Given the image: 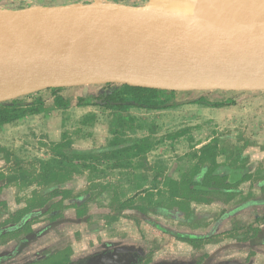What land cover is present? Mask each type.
<instances>
[{"label": "rangeland", "instance_id": "374dc122", "mask_svg": "<svg viewBox=\"0 0 264 264\" xmlns=\"http://www.w3.org/2000/svg\"><path fill=\"white\" fill-rule=\"evenodd\" d=\"M113 1L144 5L153 0ZM85 2L92 0H0V8L20 9L34 5ZM233 3L227 4L232 6ZM96 87L98 86L91 85L88 89ZM86 89L87 87L77 86L60 90L71 102L65 111L56 109L32 115L19 124L0 129L1 227H7L8 224L11 226L18 210L26 207L31 200L48 196L44 195L47 184L59 181L45 180L39 175H42L41 169L48 164L53 169L59 167V161L54 158L51 147L52 143L62 139L64 131L69 133L77 148H97L109 143L113 135L111 120L114 114L112 110L102 106H78L77 97ZM245 94L246 97L243 96ZM42 95L51 106L52 90H43ZM201 95H206L214 102L227 97L236 102L222 107L186 102L160 110L131 108L129 114L136 117L132 123L136 131L127 130L126 135L142 137L149 134L156 141V145L147 153V160H139L138 157L132 163L126 162L127 165L115 168L105 167V163L97 164L96 169L91 172L83 168L82 173H74L67 180L62 178L59 188L62 191L70 190V196L63 198L61 194L51 200L57 203L63 199L57 207L61 208L60 216L54 219L49 218V214H44L32 220L27 228L2 236L0 259L5 256L7 258L0 261V264H25L34 261L46 264L52 261L64 263L68 259L72 261L88 255L103 256L108 251L125 250L123 248L133 247L141 239L143 244L145 241L148 244L146 252L149 256H146L150 258V262L152 259L162 261L169 257L170 252L178 256L179 252H189L191 246L186 245L188 239L152 224L161 223L172 230L185 232L193 224H190L189 213L203 209V204L188 202L187 212L176 219L173 211L181 210V201L172 203L166 200L167 195H172L169 181L179 180L183 173L190 172L200 164L198 156L201 148L208 143L215 146L216 158L221 164L231 167L244 165L253 173L257 166L264 165V94L213 90L188 91L180 94V97L190 101ZM89 113H94L95 118L88 119ZM241 154L246 156L245 163L239 161ZM154 184L157 188H154ZM237 185L241 188V194L219 196L223 197L216 200L220 201L219 204H212L219 205V210L222 204H226V209H231L239 202L232 201L234 197H250L254 187L252 179ZM145 189H151L148 198ZM78 195L80 201H85L81 208H87L86 212L84 209L83 218L77 217L78 206L74 202L72 204L70 198ZM122 201L126 203L121 205ZM158 203L162 208L159 212L154 208ZM135 205L143 209L138 206L135 208ZM249 209L247 207L243 213H247ZM221 216L223 215L219 217ZM213 220L216 219L212 218L209 222ZM200 223H203L202 219ZM218 235L210 240L213 244L207 245L209 261L230 264L227 263V255L236 252H232L233 243L229 237H221V233ZM108 257L113 259L115 256Z\"/></svg>", "mask_w": 264, "mask_h": 264}, {"label": "water", "instance_id": "95a60500", "mask_svg": "<svg viewBox=\"0 0 264 264\" xmlns=\"http://www.w3.org/2000/svg\"><path fill=\"white\" fill-rule=\"evenodd\" d=\"M195 1V2H194ZM196 0L0 10V102L106 83L264 91V24L228 26Z\"/></svg>", "mask_w": 264, "mask_h": 264}, {"label": "trees", "instance_id": "16d2710c", "mask_svg": "<svg viewBox=\"0 0 264 264\" xmlns=\"http://www.w3.org/2000/svg\"><path fill=\"white\" fill-rule=\"evenodd\" d=\"M95 89H86L84 93L77 97L78 106L95 105L102 106L106 109L112 110L114 118L111 120V133L113 134L109 143L97 148L81 149L73 145L72 137L67 131H64L62 139L59 142L52 143L51 151L54 158L58 159L59 167L53 169L52 165L48 164L40 171L42 178L45 180H59L48 185L45 188L46 197L31 200L26 207L18 210L11 221L12 225L7 227L0 226V238L9 233H16L24 228H27L32 220L49 214V218L57 219L60 215L61 208H57L58 203L63 202L60 199L57 203L51 201L53 197L63 194V198L69 197L70 190H60V182L69 179L74 173H82L85 168L90 172L94 170L97 164L105 163V167L124 166L127 163H132L138 157L139 160H147V153L156 145V141L152 135L142 137H128L127 130H135L132 125L136 117L129 114L131 108H143L148 110H160L173 108L184 103H195L208 106H228L234 104L236 101L231 97L214 102L206 95H201L190 101L182 100L180 94L188 91L164 90L149 87L134 86L126 83H106L97 85ZM65 88V87H63ZM63 88H52L53 104L48 105L47 98L42 95V91L29 94L13 100L0 102V128L5 124L16 122L24 117L37 115L40 113H47L56 109L66 110L70 107V98L65 97L60 93ZM216 91V90H215ZM95 114H87L88 119H93ZM215 146L210 143L203 145L201 154L198 156V163L194 168L187 173H183L182 177L171 179L169 187L172 195L179 199L181 210L173 211L175 218H180L187 212L188 202L198 204H212L217 202L219 198L229 196L231 194H241V188L237 184L251 180L250 169L244 165L228 166L218 162L216 158ZM240 160L245 159L246 156L240 155ZM125 161V162H123ZM120 162V163H119ZM84 168V169H83ZM96 169V168H95ZM157 172L156 175H158ZM249 173V175H248ZM153 188V187H152ZM154 188L157 185L154 184ZM146 198L149 197L151 189H145ZM80 195L70 197L72 204L78 206L76 211L77 217H82L87 208H81L85 203L78 199ZM223 196V197H219ZM80 198V197H79ZM151 202V200H149ZM126 202L121 203L124 205ZM141 206L135 205V208ZM160 204H156L154 208L162 211ZM38 209L39 211H35ZM143 209V208H140ZM168 211V210H166ZM165 211V212H166ZM194 212L189 213V217H194ZM153 222V221H152ZM10 223V221H9ZM156 227H161L158 223L153 222ZM181 236V234H179ZM186 236L182 233V237ZM143 238V236H142ZM145 240V239H144ZM144 243V242H143ZM146 247L147 242L145 241ZM144 244V245H145ZM110 255H114L113 259H109ZM126 252L108 251L104 255L88 257L78 262L68 259L64 263L59 261H52L50 264H140L136 260L137 254L132 252V257L125 258ZM109 259H107V258ZM7 256L0 259L5 260ZM25 264H46L42 261H34Z\"/></svg>", "mask_w": 264, "mask_h": 264}, {"label": "crops", "instance_id": "0c3cea01", "mask_svg": "<svg viewBox=\"0 0 264 264\" xmlns=\"http://www.w3.org/2000/svg\"><path fill=\"white\" fill-rule=\"evenodd\" d=\"M239 92H257L264 94V91ZM243 96L246 97L247 95L245 94ZM29 117L30 116H27L16 122L5 124L1 128L19 124ZM242 161L245 163L246 158L242 159ZM254 172L255 173L251 172L252 185L254 187H251L253 192L251 191L252 194H250V197L247 199H241L242 195L234 197L232 201L235 202V200H239V202H237L235 204L236 206L231 209H226V204L220 205L222 206V210H219V205L217 204H203V209L201 208V210L195 211L194 217H190V224L193 223L195 226L193 227V224L189 225L190 228L185 232H189L193 235H207L214 232V230L218 233H227L229 234L228 236L232 237V243L235 245L234 247L237 248L234 250L236 252L232 254L233 258L242 261V259H245L248 256L249 251H256L253 256L255 257V260H257V264H264V165L257 166ZM253 176L256 177L254 178ZM120 200L124 199L120 198ZM166 200L174 203L179 199L167 195ZM241 201H244L245 203H242ZM219 202L220 201L213 203L219 204ZM247 207L250 209L247 213H243ZM220 215L223 216L219 217ZM212 218H215L216 220H213V222L210 223L209 221L212 220ZM201 219L203 220V223H200ZM226 223H228L227 226Z\"/></svg>", "mask_w": 264, "mask_h": 264}, {"label": "flooded vegetation", "instance_id": "af4514ba", "mask_svg": "<svg viewBox=\"0 0 264 264\" xmlns=\"http://www.w3.org/2000/svg\"><path fill=\"white\" fill-rule=\"evenodd\" d=\"M221 210H222V206H221ZM177 219H179V218H177ZM190 221H191V218H190ZM159 225L161 226L159 228H162V230L168 231L169 233L175 234L177 236H180L179 234H181V237H182V233H184L186 236H183V237L188 239V242H186V245L191 246V249H189V252H185V253L179 252L180 256H178L177 254H175L173 252H170V253H168L169 257H165L164 260H162V261L156 260L155 261L152 259V261L150 262V258L147 257V256H149V254L146 252L147 247L141 241L142 239L140 240V242H137L133 247L123 248L126 251L125 250H121V251L118 250V252H126L127 255L125 256V258L132 257V252L136 253L137 258H135V259L139 260L140 264H148L149 262H150V264H220V261H213L212 260V262H210L209 261L210 256L207 253L209 250L207 245L213 244V242H211L210 240L212 238H214L215 236H219L218 235L219 233L216 232V230H214V232L207 234V235H193V234H190L189 232H180V231L172 230L169 227L162 225L161 223ZM228 235L229 234H227V233H221V237H229V239L232 241V237L228 236ZM233 246H235V245H233ZM233 248L237 249L235 247H233ZM234 249L233 250L230 249V250H232V252H233ZM254 252L256 253V251H249L248 256L245 259H243V262H241L240 260H237L236 258H233L232 254L229 253V255H227V263L229 262L230 264H257V260H255V257L253 256L255 254ZM97 255L98 254L88 255V256L82 257L78 260H74V261L78 262V261L85 259V258H88V257L96 258Z\"/></svg>", "mask_w": 264, "mask_h": 264}, {"label": "bare ground", "instance_id": "6f19581e", "mask_svg": "<svg viewBox=\"0 0 264 264\" xmlns=\"http://www.w3.org/2000/svg\"><path fill=\"white\" fill-rule=\"evenodd\" d=\"M226 1L227 3L230 2V4L233 1L234 3L232 6H228L225 0H196L195 6L193 7L195 11L210 14L228 26L236 25L248 28L264 24V0ZM230 11L234 12L231 13Z\"/></svg>", "mask_w": 264, "mask_h": 264}]
</instances>
